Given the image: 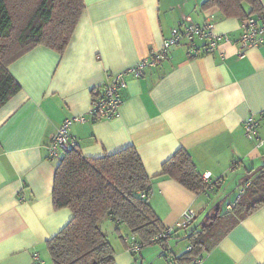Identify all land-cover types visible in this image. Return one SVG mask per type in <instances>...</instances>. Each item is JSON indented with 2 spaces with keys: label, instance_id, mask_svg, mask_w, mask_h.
<instances>
[{
  "label": "crops",
  "instance_id": "obj_1",
  "mask_svg": "<svg viewBox=\"0 0 264 264\" xmlns=\"http://www.w3.org/2000/svg\"><path fill=\"white\" fill-rule=\"evenodd\" d=\"M207 1L84 0L85 12L63 54L38 46L10 65L22 89L0 108V264H53L47 243L73 212L54 206L60 160L50 159L48 148L72 116L89 119L71 127L84 157L136 148L153 178L150 205L166 228L190 208L197 213L196 224L219 202L227 184H239L234 194L242 195L254 183L259 173L253 175V169L264 168V42L239 57L245 21L203 7ZM208 19L228 41L212 51L202 40L173 47L156 68L127 78L118 117L92 121V98L110 76L160 52L181 23L203 25ZM250 120L258 123L257 139L246 134ZM179 149L190 154L204 178L211 175L214 186L204 194L162 176L163 164ZM248 174L249 182L242 184ZM239 198L225 199L223 213L232 211ZM191 228L172 237L169 247ZM125 247L126 253L115 254V264H156L145 247L134 260L127 241ZM201 258L203 264H264V207Z\"/></svg>",
  "mask_w": 264,
  "mask_h": 264
},
{
  "label": "trees",
  "instance_id": "obj_2",
  "mask_svg": "<svg viewBox=\"0 0 264 264\" xmlns=\"http://www.w3.org/2000/svg\"><path fill=\"white\" fill-rule=\"evenodd\" d=\"M203 7H217L225 18L241 21L264 12L260 0H208ZM85 9L84 0H0V108L22 89L9 72L10 65L38 46L63 54ZM252 172L259 174L232 211L223 213L225 199L219 201L185 236L192 250L176 262L188 264L191 258L212 252L236 226L264 207V168ZM249 174L242 184L249 182ZM162 176L196 195L210 187L185 149L163 164ZM152 186L153 178L132 146L101 158H86L78 148L66 153L56 168L53 199L56 209H70L73 218L47 243L53 264H115L114 250L100 226L106 218L129 228L140 243L151 245L166 228L150 205ZM169 241L159 244L165 258Z\"/></svg>",
  "mask_w": 264,
  "mask_h": 264
},
{
  "label": "built area",
  "instance_id": "obj_3",
  "mask_svg": "<svg viewBox=\"0 0 264 264\" xmlns=\"http://www.w3.org/2000/svg\"><path fill=\"white\" fill-rule=\"evenodd\" d=\"M195 40H202L206 44L207 50L212 51L220 43L228 41L229 39L225 34L216 33L215 24L210 19L203 25L188 22L181 23L178 27L172 29L170 36L164 41L163 48L160 52H156L151 57L109 77L103 89L94 94L92 98V107L90 110L92 121L97 122L118 117L122 105V91L128 87L127 78L129 76L136 78L142 77L148 69L156 68L166 58L170 49L185 41L194 42ZM263 42L264 12L251 16L243 23V33L238 42L237 55L243 57L246 50L258 47ZM88 121L89 119L85 116H72L65 119L58 127L49 145V158L61 160L66 153L77 149L76 139L71 133V127L74 124H82ZM258 128V123L254 120H250L245 124V131L250 139L258 138ZM259 143H261L260 140ZM204 179L210 185V188L214 186L211 183L210 174H206ZM196 217L197 213L195 209L190 208L186 210L174 226L165 228V230L152 239L151 245H159L162 242L169 241L170 237L178 235L179 232L187 231L194 224ZM127 244L128 251L133 254L140 253L146 247L145 244L140 243L135 238L127 240ZM191 250L192 246L188 245L185 252H190ZM171 253L173 254L172 251ZM177 257L167 252V258L164 259L167 264H181L178 261L176 262L175 259ZM34 258L39 260L37 254L34 255ZM188 264H203V259L201 257H193Z\"/></svg>",
  "mask_w": 264,
  "mask_h": 264
},
{
  "label": "rangeland",
  "instance_id": "obj_4",
  "mask_svg": "<svg viewBox=\"0 0 264 264\" xmlns=\"http://www.w3.org/2000/svg\"><path fill=\"white\" fill-rule=\"evenodd\" d=\"M239 187H240L239 184H237V185L227 184L225 186V189H224V194H220L223 196L218 197V198H220L218 201H222L223 199H227L228 197H231V196H233V199L237 198V195L241 196L240 191L237 194H234L236 188H239ZM215 199L216 198H214V201H215ZM231 205H233V204H231ZM205 215H206L205 213L200 214L198 219H197V223L191 227L193 229H195L197 227V225H199L202 222ZM100 226H101L102 231L106 234L108 241L114 250V259H115L116 253H117L116 256L118 254L123 253V252L126 253L127 252L126 247H125L126 241L132 240L134 238L133 235L131 234V231L129 230V228H127L124 225L119 227L114 222H111V221L106 222L105 220L101 223ZM186 247H187V242L185 239L179 240L178 242H176V240H172L170 243V247L168 248V252L171 255L178 256V254H181L182 252H184ZM145 248L148 249L146 256L148 257L149 260L150 259H151V261L154 260L156 262V264H167L165 259H164L165 257L163 256V254H164L163 250L159 245H149V246H146ZM186 250H187V248H186ZM171 251L173 252V254L171 253ZM130 256H131V258L133 257L132 258L133 260H134V258L140 259L139 253L130 254ZM135 263L139 264L140 262L137 261V262H133L132 264H135Z\"/></svg>",
  "mask_w": 264,
  "mask_h": 264
}]
</instances>
